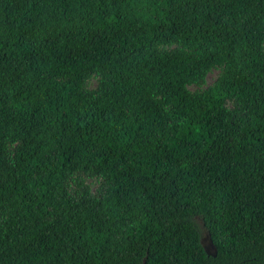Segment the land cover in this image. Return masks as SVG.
<instances>
[{"label": "trees", "instance_id": "trees-1", "mask_svg": "<svg viewBox=\"0 0 264 264\" xmlns=\"http://www.w3.org/2000/svg\"><path fill=\"white\" fill-rule=\"evenodd\" d=\"M0 264H264V0H0Z\"/></svg>", "mask_w": 264, "mask_h": 264}, {"label": "water", "instance_id": "water-1", "mask_svg": "<svg viewBox=\"0 0 264 264\" xmlns=\"http://www.w3.org/2000/svg\"><path fill=\"white\" fill-rule=\"evenodd\" d=\"M201 245L202 248L207 256L215 257L216 255V250L211 243L208 235L205 233L204 236L201 239Z\"/></svg>", "mask_w": 264, "mask_h": 264}, {"label": "rangeland", "instance_id": "rangeland-1", "mask_svg": "<svg viewBox=\"0 0 264 264\" xmlns=\"http://www.w3.org/2000/svg\"><path fill=\"white\" fill-rule=\"evenodd\" d=\"M212 78H213V77L210 75V77H209V79H208V83L211 82ZM204 234H205V233H204ZM204 234H203V236H204Z\"/></svg>", "mask_w": 264, "mask_h": 264}]
</instances>
